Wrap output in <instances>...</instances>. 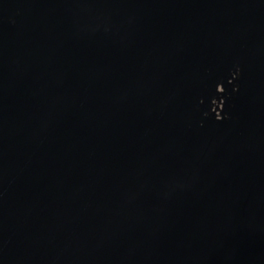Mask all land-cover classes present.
Wrapping results in <instances>:
<instances>
[{"label":"water","instance_id":"water-1","mask_svg":"<svg viewBox=\"0 0 264 264\" xmlns=\"http://www.w3.org/2000/svg\"><path fill=\"white\" fill-rule=\"evenodd\" d=\"M0 264H264V0H0Z\"/></svg>","mask_w":264,"mask_h":264},{"label":"clouds","instance_id":"clouds-1","mask_svg":"<svg viewBox=\"0 0 264 264\" xmlns=\"http://www.w3.org/2000/svg\"><path fill=\"white\" fill-rule=\"evenodd\" d=\"M239 72H240V69H239V67L237 66L236 69H235V71H233V72L231 73L232 78L235 79V78L239 75ZM230 82H231V81H230ZM233 91H234V92L237 91V88L234 87V88H233ZM223 103H224V101H223V99H221V100H220V107L218 108V107H217V104H216V100H215V99L212 100L213 108H212L211 110H212V112L215 113V119H216L217 121H220L221 119L225 118V117H222V116H221V113H220V111L218 110V109H221V108L223 107ZM204 115L207 116V113H205Z\"/></svg>","mask_w":264,"mask_h":264}]
</instances>
